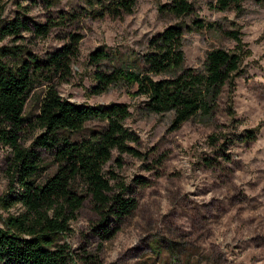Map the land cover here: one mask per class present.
Returning a JSON list of instances; mask_svg holds the SVG:
<instances>
[{"label":"rangeland","instance_id":"obj_1","mask_svg":"<svg viewBox=\"0 0 264 264\" xmlns=\"http://www.w3.org/2000/svg\"><path fill=\"white\" fill-rule=\"evenodd\" d=\"M85 1L48 5L47 0H0V24L19 13L42 23L58 11L78 12V20L52 26L45 36L23 31L21 38L7 36L0 45L22 44L43 55L65 42L67 31L78 33L70 75L56 85L58 93L77 103H124L129 114L123 125L137 137L129 143L135 155L123 153L116 162L112 151L102 168L112 177L113 188L120 183L130 188L135 209L110 239L100 241L90 230L97 217L84 202L59 239L90 255L95 264H264V5L241 0L238 8L219 11L212 7L214 0H189L192 11L176 18L156 10L169 0H135L131 13L110 17L86 14L90 7ZM194 18L235 32L237 40L216 29H187ZM170 24L184 29V66L201 68L205 52L214 47L239 52V72L221 88L211 114L195 112L171 129L172 113L145 112L144 97L135 94L134 85L117 82L90 93L95 69L136 60L147 39ZM97 48L107 51L108 59L95 67L88 53ZM39 90L27 99L25 115L36 112ZM101 125L88 121L69 139L82 138ZM37 132L26 128L20 143L27 146ZM39 156L38 178L44 179L55 166L47 152L41 150ZM8 157V148L0 144V194L6 188ZM136 176L144 185L133 183ZM19 209L15 204L8 211ZM0 215L5 212L0 210Z\"/></svg>","mask_w":264,"mask_h":264},{"label":"trees","instance_id":"obj_2","mask_svg":"<svg viewBox=\"0 0 264 264\" xmlns=\"http://www.w3.org/2000/svg\"><path fill=\"white\" fill-rule=\"evenodd\" d=\"M240 1L214 0L212 7L219 11L238 8ZM260 1L264 5V0ZM85 2L90 7L86 14L110 17L131 13L135 4V0ZM93 5L97 8L92 9ZM156 10L177 18L189 14L192 5L189 0H169ZM57 13L42 23L19 13L0 24V40L7 36L19 39L23 31L45 36L52 26L79 18L76 11ZM188 28L216 29L237 40L235 32L197 18L190 21ZM183 30L177 24L167 25L147 39L146 50L136 60L121 61L106 70L95 69L90 93L103 92L117 82L134 85L135 94L144 97L145 112L172 113L171 129L178 128L195 112L211 114L221 88L239 72V52L214 47L205 52L201 68L184 66ZM64 39L43 55L22 44L0 45V144L9 151L6 188L0 194V210L5 212L0 215V264H95L90 255L79 254L59 239L68 233L69 222L87 202L97 217L90 230L103 241L115 234L118 224L137 205L127 185L116 183L113 188L109 182L112 177L102 171L112 151L116 162L123 153L136 154L129 143H136L137 137L123 125L129 114L127 106L118 102L77 103L60 96L56 85L70 75L80 35L67 31ZM106 59L108 53L102 48L88 53V62L95 67ZM37 87V110L25 115L26 101ZM93 120L102 125L89 129L82 138L69 139V134L80 132L86 122ZM26 128L38 132L23 146L20 139ZM41 150L48 153L55 166L44 179L38 178ZM132 181L135 185L145 182L138 176ZM15 204L20 209L9 212Z\"/></svg>","mask_w":264,"mask_h":264}]
</instances>
